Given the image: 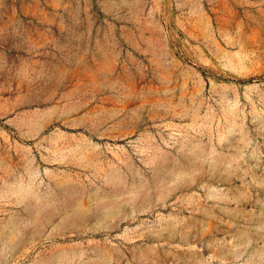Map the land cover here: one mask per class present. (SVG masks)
I'll return each mask as SVG.
<instances>
[{
	"label": "rangeland",
	"instance_id": "rangeland-1",
	"mask_svg": "<svg viewBox=\"0 0 264 264\" xmlns=\"http://www.w3.org/2000/svg\"><path fill=\"white\" fill-rule=\"evenodd\" d=\"M0 264H264V0H0Z\"/></svg>",
	"mask_w": 264,
	"mask_h": 264
},
{
	"label": "bare ground",
	"instance_id": "bare-ground-1",
	"mask_svg": "<svg viewBox=\"0 0 264 264\" xmlns=\"http://www.w3.org/2000/svg\"><path fill=\"white\" fill-rule=\"evenodd\" d=\"M24 196H29L31 194V191H29L27 188L21 187V189H18Z\"/></svg>",
	"mask_w": 264,
	"mask_h": 264
}]
</instances>
